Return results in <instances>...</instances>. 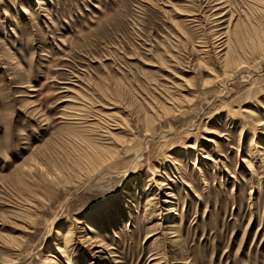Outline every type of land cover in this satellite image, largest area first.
<instances>
[{
  "label": "rangeland",
  "instance_id": "374dc122",
  "mask_svg": "<svg viewBox=\"0 0 264 264\" xmlns=\"http://www.w3.org/2000/svg\"><path fill=\"white\" fill-rule=\"evenodd\" d=\"M49 259L264 264V0H0V264Z\"/></svg>",
  "mask_w": 264,
  "mask_h": 264
},
{
  "label": "bare ground",
  "instance_id": "6f19581e",
  "mask_svg": "<svg viewBox=\"0 0 264 264\" xmlns=\"http://www.w3.org/2000/svg\"><path fill=\"white\" fill-rule=\"evenodd\" d=\"M225 15V14H224ZM224 15H221L220 17H218V18H223L224 17ZM227 16V15H226ZM231 22V21H230ZM231 24V23H230ZM229 26V25H228ZM228 26L227 27H225L224 29H222V30H225L223 33H222V35H223V38H222V42H220V45H221V47H223V49H222V51L224 52L222 55H221V58H223V59H225V61L226 62H229V64H232V65H234L235 63V69H237V72H239V74H243V73H247V69H248V65H246L245 63H243V61L242 62H240L239 61V63H238V56H236V50H237V48H238V46H236L235 45V43H236V41H235V43H232V36H230V35H232L231 34V30L230 29H228ZM228 29V30H227ZM227 30V31H226ZM234 34V33H233ZM239 34H240V32H239ZM241 35V34H240ZM252 35H254V34H252ZM251 34L249 35V38L252 36ZM260 36V35H259ZM236 37H237V33H236ZM235 37V38H236ZM241 37V36H240ZM239 38V37H238ZM248 38V37H247ZM248 38V39H249ZM252 38V37H251ZM225 39V40H224ZM240 39V38H239ZM254 39V38H253ZM234 40V39H233ZM241 40V39H240ZM240 40H238V43L239 44H242L241 43V41ZM247 40V39H246ZM251 40V39H250ZM221 41V40H220ZM246 43H247V41H246ZM234 44V45H233ZM245 44V43H244ZM246 46H247V44H246ZM246 46H244V47H246ZM251 46V45H250ZM242 47V46H241ZM240 49V48H239ZM244 51V50H243ZM249 53V52H248ZM236 56V57H235ZM224 62V61H223ZM225 62V63H226ZM228 65V64H227ZM248 72H249V70H248ZM21 88H25V87H21ZM79 99V98H78ZM76 103H77V101H76ZM77 104H79V106L77 105ZM76 105L78 106V107H84L85 105L83 104V105H81V103H77ZM75 105V107H77ZM78 107L77 108H74V109H78ZM81 107V108H82ZM79 110V112H74V113H76V114H78L79 115V113L81 112V109H78ZM83 113V112H82ZM73 115V114H72ZM76 116V115H75ZM80 116V115H79ZM74 119V118H73ZM111 121V120H110ZM117 125V124H116ZM115 125V126H116ZM117 127V126H116ZM114 130V129H113ZM116 130V129H115ZM112 134V133H111ZM95 156H97V157H99L98 156V153H94V155L92 154V155H89V156H87V158H91L94 162H96L97 160H98V158H96ZM91 159H90V161H91ZM98 161H100V159L98 160ZM97 161V162H98ZM166 196H168L169 197V199L171 200V199H173V197L171 196V195H166ZM157 201V200H156ZM167 203H169L170 204V202H168L167 201ZM163 204V203H162ZM172 204V203H171ZM169 219V215H168V217H167V220ZM165 220V219H164ZM61 235V234H60ZM60 235H59V237H60ZM173 237H175V236H173ZM58 238V237H57ZM56 238V239H57ZM73 238H74V235H73V232L72 231H69V232H66L65 234H63V237L61 238V240L63 241L64 240V244H65V247H63V245L62 246H60V247H58V249H57V252H58V254H60V256H62V257H65L67 254H68V252H67V248H69V245L71 244V242H72V240H73ZM58 240V239H57ZM61 241V242H62ZM59 242H60V239H59ZM58 242V243H59ZM55 244H56V242H55ZM67 246V247H66ZM86 248H89V249H91L92 250V254H95V256H97L98 254H102L103 253V250H104V248H103V246L100 244V243H98L97 241H94V240H91V238L89 239V241L87 242V246H86ZM94 256V255H93ZM47 262V264H55V262L53 261V260H51V259H49L48 261H46Z\"/></svg>",
  "mask_w": 264,
  "mask_h": 264
}]
</instances>
